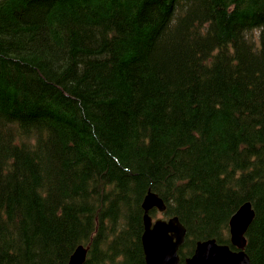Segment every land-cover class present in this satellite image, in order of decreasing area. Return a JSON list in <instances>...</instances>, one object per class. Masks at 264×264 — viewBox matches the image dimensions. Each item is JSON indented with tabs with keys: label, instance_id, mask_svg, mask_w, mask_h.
I'll return each mask as SVG.
<instances>
[{
	"label": "trees",
	"instance_id": "trees-1",
	"mask_svg": "<svg viewBox=\"0 0 264 264\" xmlns=\"http://www.w3.org/2000/svg\"><path fill=\"white\" fill-rule=\"evenodd\" d=\"M148 190L264 264V0H0V264H146Z\"/></svg>",
	"mask_w": 264,
	"mask_h": 264
},
{
	"label": "water",
	"instance_id": "water-1",
	"mask_svg": "<svg viewBox=\"0 0 264 264\" xmlns=\"http://www.w3.org/2000/svg\"><path fill=\"white\" fill-rule=\"evenodd\" d=\"M154 207L159 212H163L166 206L155 192L148 190L142 202L143 232L141 244L145 263L179 264L178 250L184 242L186 228L177 216L167 219L158 217L153 221L149 211ZM253 216L254 212L250 202H244L229 220L231 246L218 243L215 238L198 240L193 254L185 259L184 264H213L216 260H218V264H250L244 248L246 245L245 232ZM238 219H240L239 222ZM238 224L240 226H237ZM86 254V247L82 245L76 247L67 264H83Z\"/></svg>",
	"mask_w": 264,
	"mask_h": 264
},
{
	"label": "rangeland",
	"instance_id": "rangeland-1",
	"mask_svg": "<svg viewBox=\"0 0 264 264\" xmlns=\"http://www.w3.org/2000/svg\"><path fill=\"white\" fill-rule=\"evenodd\" d=\"M253 35H257V32L256 31H253V33H252ZM148 202V200L146 201V203ZM156 214V215H155ZM152 216H153V218H155V217H159V216H162V217H167L166 215H164V213L163 212H159L157 209H154V212L152 213ZM186 257H188V255L186 256Z\"/></svg>",
	"mask_w": 264,
	"mask_h": 264
},
{
	"label": "bare ground",
	"instance_id": "bare-ground-1",
	"mask_svg": "<svg viewBox=\"0 0 264 264\" xmlns=\"http://www.w3.org/2000/svg\"><path fill=\"white\" fill-rule=\"evenodd\" d=\"M156 215V214H155ZM240 217V216H239ZM240 221V219H238V222ZM237 226H240V224H238ZM216 260V259H215ZM213 264H218V260H216Z\"/></svg>",
	"mask_w": 264,
	"mask_h": 264
}]
</instances>
